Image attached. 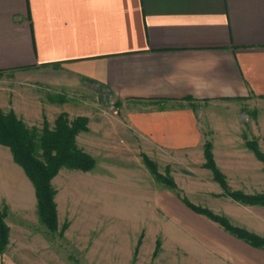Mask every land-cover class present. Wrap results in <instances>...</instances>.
I'll return each instance as SVG.
<instances>
[{
  "label": "crops",
  "instance_id": "1",
  "mask_svg": "<svg viewBox=\"0 0 264 264\" xmlns=\"http://www.w3.org/2000/svg\"><path fill=\"white\" fill-rule=\"evenodd\" d=\"M5 71L78 94L106 92L148 145L202 153L207 139L216 162L221 155L247 169L255 157L240 137L235 106L264 103V0H0ZM36 104L34 116L42 117ZM31 109L16 113L25 122ZM5 173L23 198L25 175ZM215 254L213 264H264L262 250Z\"/></svg>",
  "mask_w": 264,
  "mask_h": 264
},
{
  "label": "rangeland",
  "instance_id": "2",
  "mask_svg": "<svg viewBox=\"0 0 264 264\" xmlns=\"http://www.w3.org/2000/svg\"><path fill=\"white\" fill-rule=\"evenodd\" d=\"M19 72L0 73L2 102L16 105L19 112L31 109L29 100L35 101L32 118L23 122L37 129L44 119L52 127L62 112L70 120L86 115L88 130L76 135V143L94 158L95 166L86 172L61 167L52 177L56 226L51 230L39 216L32 181L7 146L0 150V183L6 181L0 211L9 228L0 251L2 264H213L219 251H264L208 216L264 238V204H244L224 192L264 195V163L245 145V140L255 141L264 153V103L244 99L235 106L240 137L255 157L247 169H236L221 155L216 162L212 142L205 140L225 187L213 177L204 147L202 153H182L148 145L122 119L118 100L108 93L64 91ZM48 72L40 73L48 78ZM36 101L42 103V117L34 116ZM17 171L27 179L23 198L15 194L20 184L4 176ZM165 178L175 187L167 186Z\"/></svg>",
  "mask_w": 264,
  "mask_h": 264
},
{
  "label": "trees",
  "instance_id": "3",
  "mask_svg": "<svg viewBox=\"0 0 264 264\" xmlns=\"http://www.w3.org/2000/svg\"><path fill=\"white\" fill-rule=\"evenodd\" d=\"M87 122L86 116L79 115L70 120L66 113L62 112L56 117L52 127L44 119L41 128L37 129L35 126H26L12 110L3 112L0 108V144L10 149L13 160L23 168L27 177L32 181L39 216L51 230H54L56 226V204L53 199L55 192L50 184L52 177L61 167L86 172L95 166L94 158L79 148L76 143V135L88 130ZM245 145L253 150L264 163V153L258 149L255 141L245 140ZM210 146L208 141L204 143L206 163L212 168L213 177L226 187L223 176L213 163ZM37 150L39 153L36 152ZM146 163L147 165L152 164L148 160ZM152 173L159 179L154 171ZM164 182L170 188L175 187L172 180L168 178H165ZM224 192L231 193V196L244 204H264V195L243 196L240 192H230L225 188ZM4 216V212L0 211V251L7 242L9 232ZM208 216L218 221L238 238L253 246L264 248V238L257 237L244 229L230 226L221 217Z\"/></svg>",
  "mask_w": 264,
  "mask_h": 264
}]
</instances>
